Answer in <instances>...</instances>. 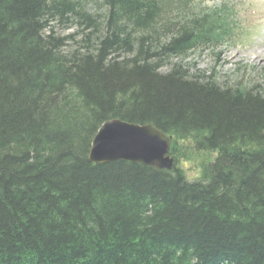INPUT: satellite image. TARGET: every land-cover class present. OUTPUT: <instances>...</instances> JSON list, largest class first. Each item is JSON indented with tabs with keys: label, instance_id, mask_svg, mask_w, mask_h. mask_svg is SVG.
I'll list each match as a JSON object with an SVG mask.
<instances>
[{
	"label": "trees",
	"instance_id": "trees-1",
	"mask_svg": "<svg viewBox=\"0 0 264 264\" xmlns=\"http://www.w3.org/2000/svg\"><path fill=\"white\" fill-rule=\"evenodd\" d=\"M190 13L0 0V264H264V90L185 68L220 40ZM114 118L171 135L173 158L193 133L200 178L89 162Z\"/></svg>",
	"mask_w": 264,
	"mask_h": 264
},
{
	"label": "rangeland",
	"instance_id": "rangeland-1",
	"mask_svg": "<svg viewBox=\"0 0 264 264\" xmlns=\"http://www.w3.org/2000/svg\"><path fill=\"white\" fill-rule=\"evenodd\" d=\"M195 3L204 6H214L217 2H228L230 6H235L239 12L248 33V39L242 41L233 40L215 50L204 49L202 52H193L183 59H180L194 74H211L219 82H243L251 84L258 90H264V58H256L255 50L264 48V1L263 0H193ZM89 10H95L92 3L88 4ZM93 12V11H92ZM56 26V25H55ZM55 33L66 35L73 32L74 28L55 27ZM239 33V32H238ZM238 53L239 59H234V54ZM174 61H178L174 59ZM200 163L204 160L198 157Z\"/></svg>",
	"mask_w": 264,
	"mask_h": 264
},
{
	"label": "water",
	"instance_id": "water-1",
	"mask_svg": "<svg viewBox=\"0 0 264 264\" xmlns=\"http://www.w3.org/2000/svg\"><path fill=\"white\" fill-rule=\"evenodd\" d=\"M171 136L151 124H137L118 118L104 121L92 138L88 161L94 164L129 161L157 170H170Z\"/></svg>",
	"mask_w": 264,
	"mask_h": 264
},
{
	"label": "clouds",
	"instance_id": "clouds-1",
	"mask_svg": "<svg viewBox=\"0 0 264 264\" xmlns=\"http://www.w3.org/2000/svg\"><path fill=\"white\" fill-rule=\"evenodd\" d=\"M196 142V137L193 133L190 132L184 136L180 140L182 152L173 158L175 170L189 183L199 179L202 171L200 160L196 155ZM173 175L175 176V172H173Z\"/></svg>",
	"mask_w": 264,
	"mask_h": 264
},
{
	"label": "bare ground",
	"instance_id": "bare-ground-1",
	"mask_svg": "<svg viewBox=\"0 0 264 264\" xmlns=\"http://www.w3.org/2000/svg\"><path fill=\"white\" fill-rule=\"evenodd\" d=\"M254 53H257L255 56H257L256 58H260V59H263L264 58V48H261V50L260 49H257V50H255V52ZM239 55H238V53H235L234 54V59L236 60V59H239V57H238Z\"/></svg>",
	"mask_w": 264,
	"mask_h": 264
}]
</instances>
